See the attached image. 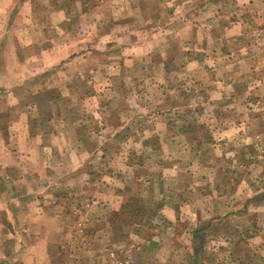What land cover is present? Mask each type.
<instances>
[{"label":"rangeland","instance_id":"rangeland-1","mask_svg":"<svg viewBox=\"0 0 264 264\" xmlns=\"http://www.w3.org/2000/svg\"><path fill=\"white\" fill-rule=\"evenodd\" d=\"M9 1H3L4 8L7 7ZM109 1L113 3L103 4L91 14L94 20L104 19V25L97 32L110 33L108 41L102 39L100 42L97 39L93 40L90 37L82 36L79 39L80 37L76 35L79 25L74 23L76 18L73 13L70 14L67 10V18L69 15L73 21L68 22L67 25L63 24L62 29L65 33L62 38L60 37L62 29L58 24L54 25L56 27L48 24L47 17L50 16L53 9L56 10V7L59 6L71 8L73 0H30L32 14L29 13L28 8L19 11V8L11 7L4 9L3 19L0 20L1 66L15 64L13 53L20 50V55L26 59L29 54L31 56V53L34 52L39 65L37 72L39 73L42 68H47L48 71H51L49 74L52 73L50 80L55 82L61 80L64 83L65 74L63 71L70 67L66 79L69 101L74 97L80 99L93 95L104 96L103 93H96L99 83V81L96 83L97 78L101 81L104 79L103 85L110 84L111 86L107 87V98L114 101L110 105L112 113L106 120L104 119L105 112L100 111V114L103 113V115L99 117L105 120L101 123V127L105 128L103 132L112 130V128L109 129L110 125L115 127L117 124V128H119L121 124L128 123L129 126L124 128L126 133L147 130L149 127L150 130L153 129L152 132H159L162 136L161 141H158L154 133L149 134L147 139L141 140L147 144V148L143 149L145 151L141 153H138L133 143H126L125 151L123 147L121 150H117L119 146L116 145L117 164L114 165L115 169L110 167L101 169L104 173H111L115 170L114 175L124 173L125 188L117 193H121V195L125 193L124 199L131 198L137 204L140 202L147 208V212L140 217L139 223L135 221L133 224L120 226L119 223L125 219V216L123 218L118 216L114 220L120 227L111 225L108 221L110 215L104 217L92 209L97 204L86 200L85 196H79V204L76 206L72 198L69 197L75 191L71 192L72 194L67 192V198L72 201L71 204L76 214L69 222V226H71L69 231L70 234L72 233L71 242L74 246L69 252L75 248L80 250V238L90 235L93 223V228L102 227L101 225L104 224L114 226L108 233L111 241L114 242V247H111L104 255L108 264H139L141 263L139 260L143 257L149 259L151 255H159L160 252L156 250L157 248H153V246L155 247L154 238L156 239L158 228H170L171 223L159 213L162 205L167 203L171 208L183 210L180 211L181 215L174 218L177 228H179L178 232H183V229L189 224L192 228L191 231L189 230V235L185 234L183 238H179L181 240L180 248L176 250L179 254L175 256L183 261L178 263L213 264L215 259H220L225 264H237L240 259L239 264H257L259 261H261L259 264H263L264 197L261 196H264V69H261L259 73L260 83L258 85L255 84L259 81L255 79L253 72L242 75V85L233 80H229V82H235V85L234 83L216 82L214 79L216 73L211 74L210 80H205L204 74H201L198 69L195 74H192L193 80H189L185 69L180 68L176 69V71H181L177 73L178 77L175 73L169 74L167 77V72H164L165 74L156 72L154 62L163 60L172 66L185 65V59L180 57V53L177 56H171L174 53V44L180 42L179 48L188 50L192 47L190 41L193 38L196 37L199 40L204 38L207 33L206 26L214 27L217 30L216 25L219 24V20L216 19H213L214 22L211 19L207 21L203 19V23L206 24L204 30L202 28L192 29V33L188 25H184L185 28L181 27L187 15L189 17L194 15L193 18L203 24L198 17L199 9L195 5H199L198 2L204 0H185L186 5L180 4L179 6L173 0L174 3L167 2L169 4L167 8L161 7L158 0L146 1L143 6L137 5V0H133L135 4L129 0L123 4L119 0ZM111 4L113 7L110 6ZM189 4L191 6L188 7ZM121 6L124 8L122 11ZM218 10H221V13L231 23H240L244 26L247 44L254 42L255 49L249 51V54H254V57L247 56V58L239 60L245 63L246 67L250 66V63L258 66L264 65V0H225L221 9ZM27 13L30 14L29 24L25 21L28 18ZM114 14H118L116 19ZM33 20H36L35 24L31 22ZM165 22H174L175 29H170L174 35L170 33L168 40L151 38V32L158 27L157 25ZM256 31L260 32L258 36ZM17 33L22 38L18 41L15 39ZM175 34L179 35L178 38ZM191 34H193L192 37ZM73 36L76 38L74 39ZM115 36L117 37L115 38ZM182 36L185 38L180 39L179 37ZM175 37L176 39H172ZM60 42L64 45L67 43L71 50H74L67 57L68 59L75 54L78 56L69 60L70 63L58 60L53 64L55 66H49L50 63L44 62L47 58L44 53ZM87 42H94L96 45L94 48L97 49L93 50L97 51L96 55L86 49ZM216 42L218 43L216 48H219L221 43L219 40ZM228 43L232 53L234 52L233 56L236 55L235 42L229 40ZM258 51L260 60L255 59L258 58L256 55ZM227 52L230 54V49ZM160 53L164 56L161 57ZM40 56L41 58H39ZM111 60L114 63H121L118 73L111 74V69L106 66ZM211 60H213L215 68L229 64L222 57ZM60 68H62L61 78L58 77ZM47 70L45 72H48ZM41 75L35 76L31 82L34 80L40 83L45 81L43 80L44 74ZM221 75L224 78L227 72L224 71ZM105 76L108 79H105ZM234 76L235 74L228 71L229 79ZM81 80L84 83L79 82ZM205 81H213L214 84H221V87L216 85L211 90L208 88V83H204ZM80 84L84 87H77ZM94 84H96L95 88L92 87ZM21 89L14 91L17 92L22 105L33 97L31 96L33 90L29 92ZM43 89H34L33 91L35 96L36 92L38 93L36 97L38 102L46 99L47 93ZM126 96L129 97L127 102H125ZM235 96L236 98H234ZM215 100L221 103L217 101L212 104L211 102H215ZM20 107L24 109V106ZM0 108L4 109L3 105ZM75 108L76 106L72 105L69 115L71 113V116L75 115ZM36 112L37 120L41 122V119H45L46 114L43 109L40 108V111ZM80 112L81 109L78 106V114L85 119L82 124L84 131H93L94 127H99V124L95 123V118H90L91 112L86 113L85 110L84 113ZM5 114L9 116L14 113L7 112ZM125 114L129 119L123 121ZM121 120L122 122H120ZM7 122L5 121V123ZM72 122L74 121L68 120L69 129L72 127L70 126ZM74 133L73 130L68 135L69 145L73 143L70 140L75 139ZM137 139L132 136V140ZM116 140L123 141L122 138H116ZM99 146L103 147L104 145ZM108 153L110 156L114 151L109 149ZM173 163L179 167L177 175H175L177 171L175 167H172L174 172L172 176L170 175L171 171H162L163 167ZM95 174L102 173L93 169L90 176L93 177ZM169 180H173V182ZM100 188H103L102 185ZM19 191L26 192L25 188L21 186H19ZM254 194L255 198H250ZM188 201H191L190 205ZM215 203H219V205H215ZM214 205L215 207H213ZM208 206L214 212L221 209L222 213L227 211L229 214L238 209L237 214L241 216L236 217V214L233 217H225L223 222L216 224L212 220L210 224H207L209 221L207 216L210 212L207 210ZM203 209L209 212L206 213ZM192 213L198 214L199 219H195L194 215H191ZM169 231L171 230L169 229ZM131 234H136L138 237L131 239ZM253 235L258 236L256 237L257 242L250 239ZM218 236H222L228 242L227 248L214 247L222 242L217 238ZM135 242H140L137 245L140 247L138 250H135L131 245ZM71 254L76 255L75 252ZM251 256L254 263L252 260L248 263Z\"/></svg>","mask_w":264,"mask_h":264},{"label":"crops","instance_id":"crops-1","mask_svg":"<svg viewBox=\"0 0 264 264\" xmlns=\"http://www.w3.org/2000/svg\"><path fill=\"white\" fill-rule=\"evenodd\" d=\"M3 1L4 0H0V20L3 19L2 15L4 14V9H10L11 7L19 8V11L20 9L27 10L28 8L29 13L32 14L30 0H10L5 8ZM119 1H121V4L128 2V0ZM129 1L135 4V1ZM146 1L151 0H137L136 4L143 6V3ZM169 1L173 2V0H158V3H160L161 7L167 8L170 4ZM175 1L179 6L180 4L186 5V1L189 0H184V2H181V0ZM167 2H169V4H167ZM224 2L225 0H204L201 2L199 1V5H195V7L199 9L198 17H200L202 23L203 19H205V21L211 19L212 22H214L213 19L219 20V24L216 25L217 30H215L213 26V28L210 26H206L205 28L206 24L199 23L200 21L193 18L194 15L190 17L187 15L181 27L185 28L186 26L184 25H188L191 33L192 29L198 30L202 28L204 30L205 28L207 31L206 35L202 40L196 37L195 39L193 38L190 41L192 47L188 50L187 48L180 49V42H176L173 48L174 53L171 56L174 57L180 53V57L185 59V65L172 66L171 64L165 63L163 60H159L154 62V64H156V72H167L166 75L169 77V74L181 72L176 71L177 68L185 69L188 79L193 80L194 76H192V74H195L198 69L201 74H204L205 80H210L211 74L216 73L214 77L216 82H223L225 84L234 83V85L235 82H229V80L236 81L242 85V75L253 72L255 79L259 81L255 84L258 85L260 83L259 73L261 69H264V65L261 64L258 66L250 63V66L246 67L245 63L239 60L241 58H247V56L254 57V54H249V51L255 49L254 42L250 43L253 45L252 47L250 44H247L248 42L245 41L244 26L240 23H231L227 20L228 18L221 13V10H218L221 9ZM105 3L113 2L109 0H73L71 5L73 12L70 7H56L57 9H53L50 16L47 17V22L52 26L58 24L62 29L63 24L67 25L68 22L73 21L69 15L67 18V12L69 11L70 14L73 13V16L76 18L74 23L79 25H77L79 29H76V35L80 37L79 39H81L82 36L90 37V39L93 40L97 39L100 42L102 39L108 41L110 33L97 32L102 25H104V19L101 21L94 20L91 16L92 11L96 12L97 9ZM125 5L124 7H126ZM110 6H112V4ZM189 6H191V4H189L188 7ZM89 8L92 9L89 10ZM120 8L121 11L124 9L122 6ZM29 13H27L28 18L25 19L27 24L30 23ZM114 17L116 19L118 14H114ZM114 17L112 16V18ZM34 21L36 20L31 22L35 24L36 22ZM157 26L158 27L151 32V38H163L164 40H168L171 34L174 35V32H171V30L175 29L174 22H165ZM259 30L261 29L259 28ZM60 32V37L62 38L65 32L63 29ZM257 33L258 36L260 32ZM175 35H177L178 38L179 35ZM192 35L193 34H191V37ZM116 37L117 36H115V38ZM73 38L75 39L76 36H73ZM179 38L184 39L185 37L182 36ZM15 39L18 41L22 38L17 33ZM172 39H176V37ZM216 40H219L221 43L219 44V48H216L218 44ZM229 40L235 42L236 55L234 56V52L232 53V49L228 46ZM185 43L187 44V42ZM164 44H166V42H164ZM94 47H96L94 42H87L86 49L92 52V54L94 52L96 55L97 51L94 50L97 48ZM258 47L257 50H259ZM51 48L52 49L48 52L44 53V55L46 54L47 56L44 62L50 63L49 66L55 64L58 60L70 63L69 60L78 56L75 54L72 58H67L74 51L71 50L67 43L66 45L62 42L56 43V45ZM229 49L230 54L227 52ZM29 52L31 53V51ZM239 53L240 55H238ZM13 54L15 56V64L13 63L6 66L0 65V107L1 105L4 107V109L0 108V264H108V260H106L107 258H105L104 255L111 247H114V242H112L108 236L109 231H111L114 226L104 224L101 225L102 227L93 228L94 226L92 223L90 235L80 238V250L75 248L72 251L75 252L76 255H72V252H69L71 248H74L71 242L72 233L70 234L69 231L71 227L69 226V222L76 214L71 204L72 201L67 198V192L69 191L68 193L72 194L71 192L75 191V194L73 193L69 197L72 198L76 206L79 204V196H85L86 200H91L93 204H97L96 207H92L94 211L101 213V216L109 217L112 212L120 208L123 202V195H125V193L121 195V193H117V191L124 190L125 183L123 182H125V176L123 175L124 173L122 174L121 172V175H114L115 170L111 173H104L101 169L108 167L115 169L114 165L117 164L115 153L117 150H121L122 147L125 151L124 147H126V143H133L138 153H141L145 151L143 149L147 148V144H144L141 140L147 139L149 134L154 133L158 141H161V133L152 132L153 129L150 130L149 127L147 130L134 131V133L128 131L129 133H126L124 128L129 126L128 123L121 124L119 128H117V124L115 127L114 125H110L109 129L112 128V130L103 132L105 128L101 127V123L112 113L110 105L114 101L113 99L110 101L107 98V87H111L110 84L103 85L104 79L101 81L97 78L96 83L98 81L99 83L96 93H103L105 94L104 96L99 97L98 95H93L89 98L80 99L74 97L73 100L69 101L67 97L68 83L66 79L70 67L65 68L63 71L65 74L64 83H62L61 80L55 82L50 80L52 73L49 74L51 71H48L47 68H42L39 73L37 72L39 65L37 64L34 52L31 53V56L29 54L27 59L24 58L23 55H20V50ZM256 55H258V58L255 59L260 60L259 51ZM146 56L148 57V55ZM160 56L162 57L164 54L160 53ZM219 57L225 58V62L229 64H223V66L215 68L212 63L213 60L211 59L216 58L217 60ZM39 58H41V56ZM106 66H109L111 69V74L118 73L121 63H114V61L111 60ZM46 70L48 72H45ZM224 71L227 72V75L223 78L221 74ZM228 71L229 73L235 74V76L229 79ZM58 72V77L61 78L62 68L58 69ZM40 74H42L41 76L44 74L43 80L45 81L42 83L35 82V80L31 82L35 76ZM176 77H178V74ZM105 79H108V77L105 76ZM162 79L164 78L162 77ZM79 82L83 81L81 80ZM204 83H208V88L211 90L218 85L214 84L213 81H205ZM77 87L82 88L84 85L80 84ZM92 87L95 88L96 84ZM218 87H221V84H219ZM41 88H44L43 90L46 91L47 96L42 102H38L36 100L38 93L36 92L35 96L33 91L34 89ZM20 89L28 90L29 92L33 90L31 92V96L33 97H31L28 102L22 103V105L20 102L21 99L16 94L17 92L14 91ZM234 98H236V96ZM128 99L129 97L126 96L125 102H127ZM78 100H80V102H77ZM217 101L218 100H215V102L211 103L214 104ZM218 103L221 102L218 101ZM72 105L76 106L75 115L73 116H71L72 113L69 115V109H71ZM20 106H24V109H21ZM78 106H80L81 109L80 113H84V110L86 113L91 112L90 118H95V123L99 124L98 128L94 127L95 130L89 132L82 129L84 128L82 124L85 119L82 115L78 114ZM40 108L43 109L46 114L45 119H41V122L36 118V111H40ZM101 110L106 114L105 120L101 118L103 115V113L100 114ZM7 112H13L14 114L6 116L5 113ZM100 115L101 117H99ZM69 119L70 121H74L70 124V126H72L70 129L68 123ZM128 119L129 118H127L125 114L123 121ZM5 121L8 122L5 123ZM120 122H122V120ZM38 125L39 127H37ZM73 130L75 131V139L70 140V142L73 143L69 145L68 135ZM132 136L138 139L132 140ZM116 138H122L123 141L119 142ZM99 145L104 146L100 147ZM116 145L119 146L117 150L115 149ZM109 149L114 151L110 156V153H108ZM175 164L176 163L166 165L162 168V171H171L170 175L172 176L174 175L172 167H175L177 169L175 175H177L179 167ZM93 169L97 170V172L100 171L102 174H95L93 177L90 176L92 175ZM169 181L173 182V180ZM100 185H102L103 188H100ZM19 186L25 188L26 192H20ZM251 196L250 198H255V194ZM188 203L190 205L191 201H188ZM215 205H219V203H215ZM215 205L213 207H215ZM203 210L204 212L206 211L205 209ZM207 210L210 211H206V213L209 212L207 216L209 221L207 224H210L212 220V222L216 224L223 222L225 217H233L238 211V209H236L229 214L226 208H224L226 212L222 213L221 209L214 212L209 206ZM180 211L183 210L180 208L179 210H177V208H171L167 203L162 205L159 213L167 219L171 225L170 228L160 227L158 230L154 229L157 232L156 239L154 238L155 247L153 246V248H157L156 250H158L160 254H155V256L151 255L149 259L143 257V259L139 260L141 261L139 264H180L183 261L175 256L179 254L176 252V250L180 248L179 243L181 240H179V238H183L192 228L189 224V226L183 229V232H178L177 229L179 228H177L174 218L181 215ZM191 215H194L193 217L195 219H199L198 214L192 213ZM239 215L240 214H237L236 217ZM220 227L221 224L218 227L219 230ZM169 229L171 231H169ZM134 235H132L133 237L130 236V238L136 239L138 237V234L136 236ZM256 237L258 236L253 235L250 239L257 242ZM217 238L221 239L222 242L214 247L218 249H222V247L227 248L228 242L222 236H218ZM164 239H166L167 242ZM139 243L140 242H135V244L131 243V245L135 250H138L140 248L137 247ZM164 249H166V251H164ZM251 260L252 263H254L252 256L248 263H250ZM179 261L181 262L178 263ZM239 261L240 259L237 261V264H239ZM259 262H257V264H259ZM213 264H225V262L220 259H215Z\"/></svg>","mask_w":264,"mask_h":264},{"label":"trees","instance_id":"trees-1","mask_svg":"<svg viewBox=\"0 0 264 264\" xmlns=\"http://www.w3.org/2000/svg\"><path fill=\"white\" fill-rule=\"evenodd\" d=\"M259 195L261 196L262 194ZM261 197L264 196L262 195ZM146 212L147 208H145L144 205H142L140 202L139 204H137L135 201H133V199L128 198L123 200V203L117 211H114L110 214V218L108 221L111 225H117L116 220L114 219L118 216L122 218L125 216V219L121 220V222L119 223L120 226L130 225L133 224V222L135 223V221L136 223H139L140 217H142Z\"/></svg>","mask_w":264,"mask_h":264}]
</instances>
